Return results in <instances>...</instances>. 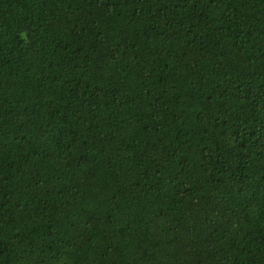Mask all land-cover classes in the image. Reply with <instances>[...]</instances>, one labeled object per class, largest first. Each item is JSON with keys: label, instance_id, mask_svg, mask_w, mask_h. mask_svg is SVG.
<instances>
[{"label": "trees", "instance_id": "1", "mask_svg": "<svg viewBox=\"0 0 264 264\" xmlns=\"http://www.w3.org/2000/svg\"><path fill=\"white\" fill-rule=\"evenodd\" d=\"M0 264H264V0H0Z\"/></svg>", "mask_w": 264, "mask_h": 264}]
</instances>
